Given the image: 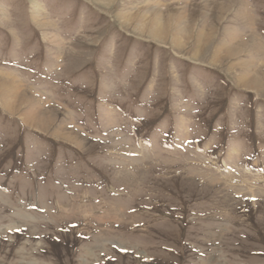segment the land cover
<instances>
[{"label": "rangeland", "instance_id": "rangeland-1", "mask_svg": "<svg viewBox=\"0 0 264 264\" xmlns=\"http://www.w3.org/2000/svg\"><path fill=\"white\" fill-rule=\"evenodd\" d=\"M6 78L0 264H264V0H0Z\"/></svg>", "mask_w": 264, "mask_h": 264}, {"label": "bare ground", "instance_id": "bare-ground-1", "mask_svg": "<svg viewBox=\"0 0 264 264\" xmlns=\"http://www.w3.org/2000/svg\"><path fill=\"white\" fill-rule=\"evenodd\" d=\"M35 6L38 7L37 5H35ZM36 7H35V11L38 13V10H37ZM242 9H243L244 13H247L246 5H244ZM152 21H153V26H152L153 27V29H152L153 31H151V32L153 33L154 36H158L160 34V32L162 31L161 24L159 23V19H157L156 17H154L152 19ZM42 23L39 24L41 26V28H43L44 26H46L48 24L45 21H43ZM2 80H3V82L2 83L0 82V84H1L0 89H4L5 91H9V90H12V89H15V88L17 89L16 84L13 82V80H11L9 78L2 79ZM7 101H8V99H6V102Z\"/></svg>", "mask_w": 264, "mask_h": 264}]
</instances>
